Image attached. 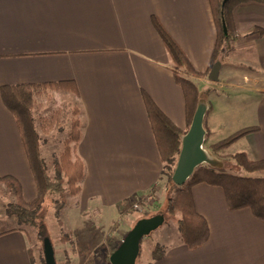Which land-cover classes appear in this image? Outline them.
Instances as JSON below:
<instances>
[{
  "label": "crops",
  "instance_id": "1",
  "mask_svg": "<svg viewBox=\"0 0 264 264\" xmlns=\"http://www.w3.org/2000/svg\"><path fill=\"white\" fill-rule=\"evenodd\" d=\"M152 16L196 70L209 67L215 29L207 0H0V88L64 81L76 86L77 94H60L79 120L80 140L73 158L84 165L77 194L84 210L91 207L105 215L114 211L118 216L124 200L145 199L161 184L163 165L142 93L179 130L187 128L183 95L174 81L171 59L152 27ZM233 19L238 40L232 43L230 62L222 61L216 71L212 67L206 77L193 80L215 92L239 71L251 84L250 102L237 109L227 101L217 115L208 95L205 104L211 111L204 116L209 130L205 141L223 127L230 128V135L254 127L256 131L223 153L244 152L261 161L264 5L241 4L234 9ZM256 28L263 32L261 36L253 32ZM235 59L252 71L242 72L240 64L232 63ZM237 145V151L229 152ZM4 176L18 181L26 201L35 197L16 122L0 98V177ZM255 176L264 178V174ZM191 193L197 213L208 226L207 241L188 249L172 222L156 230L150 240L140 241V249L148 242L149 254L154 244L165 251L161 259L150 257L147 264H264V221L248 208L231 211L219 187L197 184ZM87 242L83 243L90 246ZM39 263L25 231L17 227L0 233V264Z\"/></svg>",
  "mask_w": 264,
  "mask_h": 264
},
{
  "label": "trees",
  "instance_id": "2",
  "mask_svg": "<svg viewBox=\"0 0 264 264\" xmlns=\"http://www.w3.org/2000/svg\"><path fill=\"white\" fill-rule=\"evenodd\" d=\"M212 21L215 29V40L210 56L209 67L200 72L194 68L184 51L164 28L159 19L151 17V24L160 37L166 52L172 62V75L175 83L180 88L183 100L186 119V130H179L154 104L150 97L142 93V101L156 144L158 156L163 165L162 175L166 176L167 186L174 195L167 198L163 214L164 217L175 218L176 228L182 243L190 250L202 246L209 237V230L206 221L197 213L191 193L194 185L205 184L222 189L226 203L231 211L248 208L252 214L264 221V178L255 174H264V160L253 161L246 153L237 152L229 155L231 166L222 168L219 162L214 165L201 166L194 170L190 178L180 188L172 180L176 160L180 151L181 139L186 134L199 104H205V98L211 92L209 88L199 89L195 78H204L210 69L223 61L231 52L232 43L238 40L234 26V9L245 3H257L264 5V0H207ZM253 32H263L254 29ZM50 89L56 92L77 94V89L72 81L44 83L37 85L2 86L0 98L4 107L13 116L21 144L28 162L29 170L35 187V197L26 201L22 188L18 181L12 176L0 177L6 189L14 196V201L7 204L5 213L13 216L17 224L32 228L36 238L41 244L45 237L49 238L45 223L44 206L50 200L55 209L56 216L66 204L64 192L71 196L79 193V184L84 177V165L78 158H73V149L80 140V129L78 119L71 122L68 138L64 140L63 149L60 154L54 157L53 175H49L48 166L41 154V147L44 139L37 132L32 109L34 108V94ZM206 105V104H205ZM206 115L211 111L206 106ZM76 114V112H75ZM58 119V114L56 116ZM53 119L44 121L42 131L47 134L53 125ZM205 137L209 136V130L203 122ZM254 127L241 129L229 137L208 146V149L217 154L226 150L231 145L256 131ZM241 170L245 175L236 171ZM66 186V188H65ZM132 199L122 202L126 205ZM132 211V209H131ZM153 216V215H151ZM150 217V216H146ZM65 241V235L62 236ZM121 243V242H120ZM117 246L104 256L103 264L109 263L110 254L117 249ZM74 247L80 254L87 256L86 264H94V256L90 254V248L86 243L75 242ZM164 248L154 244L151 252L152 260H159L164 256ZM140 254V251H139ZM138 254V256H139ZM138 258V257H137ZM41 263H44L43 252Z\"/></svg>",
  "mask_w": 264,
  "mask_h": 264
},
{
  "label": "rangeland",
  "instance_id": "3",
  "mask_svg": "<svg viewBox=\"0 0 264 264\" xmlns=\"http://www.w3.org/2000/svg\"><path fill=\"white\" fill-rule=\"evenodd\" d=\"M232 50H234L233 47H231L230 53H232ZM230 53L223 61L230 62L228 58ZM234 62L240 64L242 72L249 73V71H252L251 68L247 67V63H244L241 59H235L232 63ZM238 72L239 71H236L235 74L231 75L226 85L218 87L215 92L211 90L209 98L216 109L215 114H221V112L224 111L223 105L227 101L231 102L237 109L249 104L251 97L249 87L251 84H248L247 80L243 78L241 73H239V75ZM199 89H201V87H199ZM60 93L61 92L56 93V91L46 89L40 91L38 94H34L35 105L32 109L37 132L41 138L44 139L42 146H45V149L41 154H43L46 160L48 173L51 176L54 172V157L60 154L63 149V142L68 138L71 122L74 119H78L77 117H73L76 116L77 113L75 115V111H72L67 99L63 98L65 95H61ZM57 114L58 119H56ZM51 119H53V125L49 132L45 134L41 127L44 121ZM229 129L230 128L224 127L220 128L215 132L211 140L207 142L204 140L203 143V149L206 151L209 158L213 161H218L220 163L219 166L222 168L231 166L232 161L228 159L229 155L224 154L223 151L214 154L208 149V146L210 143L215 144L230 135L228 134L230 133ZM238 148L237 145L233 147V149H230L229 152H235ZM203 166L207 165L204 164ZM236 172L240 175H245L241 170ZM166 180V176L163 175L159 188L148 194L150 197L147 196L145 199L135 198L126 205H122L119 209L118 216L117 212L114 213V211L109 215H105L94 212V209L91 207L84 210L77 199V195L71 196L67 191L64 192L66 204L61 208L59 215L56 216L54 205L48 200L43 211L47 233L54 248L56 264H86L88 254H80L74 247V243L77 241L83 243L87 242V240L90 242V246H88L90 248V254L94 256V264H103L104 256L121 242L122 234H124L126 230L128 232L137 220L164 211L167 198L174 195V191L168 188ZM13 201L14 196L6 189L3 183H0V233L17 227L21 228L26 232L34 257L39 256V264H42L41 244L37 240L34 230L28 226L17 224L13 216H8L5 213L7 204ZM137 201H140L142 206L134 208V204L137 203ZM172 222L175 223V218L166 216L163 225L159 226L156 230H160L167 226V224H172ZM156 230L152 231L142 240H150L153 238ZM64 235L66 237L65 241L62 239ZM147 245V241H145V244L143 243L141 245L140 254L135 264H147V260L151 257L149 250L146 249Z\"/></svg>",
  "mask_w": 264,
  "mask_h": 264
},
{
  "label": "water",
  "instance_id": "4",
  "mask_svg": "<svg viewBox=\"0 0 264 264\" xmlns=\"http://www.w3.org/2000/svg\"><path fill=\"white\" fill-rule=\"evenodd\" d=\"M218 63L213 66L216 71ZM206 105L201 103L196 108L191 124L181 139L180 151L176 160L172 182L180 187L192 175L195 169L206 165H214L216 161L209 158L203 149L205 130L203 127ZM165 221L163 214H155L141 218L128 231L120 245L109 256L110 264H135L140 251V241L156 230ZM42 252L45 264H56L55 253L50 238L45 237L42 242Z\"/></svg>",
  "mask_w": 264,
  "mask_h": 264
},
{
  "label": "built area",
  "instance_id": "5",
  "mask_svg": "<svg viewBox=\"0 0 264 264\" xmlns=\"http://www.w3.org/2000/svg\"><path fill=\"white\" fill-rule=\"evenodd\" d=\"M142 205L140 204V201H137V203L134 204V208H139L141 207Z\"/></svg>",
  "mask_w": 264,
  "mask_h": 264
}]
</instances>
